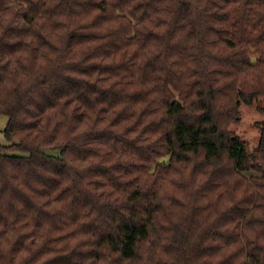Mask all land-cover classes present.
<instances>
[{
	"label": "trees",
	"instance_id": "trees-1",
	"mask_svg": "<svg viewBox=\"0 0 264 264\" xmlns=\"http://www.w3.org/2000/svg\"><path fill=\"white\" fill-rule=\"evenodd\" d=\"M256 101L264 0H0V264H264Z\"/></svg>",
	"mask_w": 264,
	"mask_h": 264
},
{
	"label": "rangeland",
	"instance_id": "rangeland-1",
	"mask_svg": "<svg viewBox=\"0 0 264 264\" xmlns=\"http://www.w3.org/2000/svg\"><path fill=\"white\" fill-rule=\"evenodd\" d=\"M261 106V103L258 101H256L253 105L242 104L240 108V120L231 127L233 132L246 141L251 151L257 149L260 143L261 131L258 124L264 121V114L260 109ZM7 123V117H0V145L10 144L4 133ZM13 155L25 154L16 152L13 153ZM247 175L251 176L254 175V173H248Z\"/></svg>",
	"mask_w": 264,
	"mask_h": 264
}]
</instances>
